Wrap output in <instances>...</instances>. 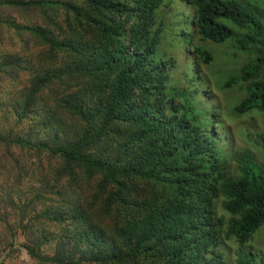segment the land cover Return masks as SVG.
<instances>
[{
  "label": "trees",
  "instance_id": "obj_1",
  "mask_svg": "<svg viewBox=\"0 0 264 264\" xmlns=\"http://www.w3.org/2000/svg\"><path fill=\"white\" fill-rule=\"evenodd\" d=\"M260 1L0 0V89L18 86L23 56L70 62L64 75L34 76L21 93L17 122L0 126V171H16L19 182L30 168L26 157L37 152L55 160L56 181L98 177L94 201L102 213L121 217L113 230L123 250L100 245L97 255L91 247V262L133 264L140 254L151 264H264L245 245L264 225V131L259 153L251 142L236 149L218 128L224 122L209 82L215 75L223 91L238 93L233 117L264 109ZM172 5L189 16L179 29ZM209 43L222 49L213 53ZM73 76L96 81L102 105L88 111L91 118L72 139L33 136L23 122L37 95ZM61 101L85 119L74 98ZM108 134L126 140L116 148L125 160L108 158V145L118 141ZM39 198L18 199L19 205L10 195L0 198V221L11 239L17 228L28 229L27 211L37 210ZM7 209L17 214L13 224ZM45 214L54 224L62 216ZM23 246L40 257L35 246Z\"/></svg>",
  "mask_w": 264,
  "mask_h": 264
},
{
  "label": "rangeland",
  "instance_id": "obj_2",
  "mask_svg": "<svg viewBox=\"0 0 264 264\" xmlns=\"http://www.w3.org/2000/svg\"><path fill=\"white\" fill-rule=\"evenodd\" d=\"M246 1L258 5L257 0ZM170 10L172 16L177 19L174 27L179 29V24H184V20L189 18V16L186 17L187 10L176 5H172ZM232 29L238 31L237 26H232ZM205 48L213 53L222 49L220 45L212 43L205 45ZM217 58L220 60V56ZM23 59L25 72L21 74V81H19L18 86L16 88L8 87L10 95H7L9 93L4 89H0L1 127L12 126L15 121L17 122V117L13 113L18 112L16 114L19 115L23 111L21 106L26 99L23 98L20 101L21 93L27 91L34 76H42L46 71L51 75H64L68 71L70 63L64 62L67 58L57 63H50L44 57L40 58L36 55L23 56ZM203 69L205 68L203 67ZM210 80V92L213 93L212 99L215 100L216 112L221 113L218 118L222 123L224 122L223 127H218L220 131L226 133L229 137L227 139L236 149L249 148L251 142L254 144L252 150L259 153L261 148L256 141L264 131V109H252L239 117L231 116L229 111L236 104L238 93L234 90L223 91L219 87V79L215 75L210 74ZM62 81L60 84L57 82L46 85L34 101L33 112L25 117L30 120L23 122L25 127L32 130L33 136L38 135L44 141L53 137L60 141L78 136L82 132L84 121L91 118L88 111L102 105V96L98 84L93 79L90 81L79 76H73L72 79L65 78ZM67 96L76 100L81 110L78 112L84 116V120L77 116L75 111L63 106L61 99ZM245 126L249 127L246 129ZM250 129L252 134L248 131ZM247 131L250 132V135ZM245 133L250 139L246 138ZM107 136L111 138L110 134ZM112 140L118 141L108 145V149H110L108 158L116 159L118 156H122L125 160L124 153L116 150V148H118L117 144L124 145L126 140L124 138ZM93 151L94 148L91 149V152ZM31 154L30 159L29 154L26 157L30 164L28 173L26 176L22 175L19 182L15 181L16 171L9 173L4 170L0 171L1 200H4L6 195H10L16 198V204L19 205V202H28L36 194L40 195L38 201L33 203L37 210L31 212L28 209L27 211L24 223L28 225V229L17 228L11 239L5 230L4 221H0V264H71L72 262H76V264H99L98 262L93 263L89 259L92 258L89 254L91 247H95L94 252L97 255L102 253L99 249L100 245L106 250L113 247L115 251L122 252L123 246L113 230L115 224H120L118 221L121 217L116 216L114 212L102 213L103 211L99 210L100 200L96 203L94 201L98 177L94 180L85 177L83 180L76 178L68 181L67 178H62L60 181H56L55 160H49L43 153ZM75 174L78 177L80 171L75 172ZM7 211L11 213L7 217V221L14 223L17 220L16 212L12 209H7ZM45 211H47L45 215L50 217H53V212L57 211L58 216L62 215L60 222L49 223L46 217L42 215ZM38 215L36 221L35 218ZM42 240L43 243H41ZM10 241L14 242L13 248L8 247ZM37 242L40 243L39 247L36 246ZM23 244L35 246L40 257L37 259L31 257ZM245 245L248 250L251 248L252 252L260 258H264V225L253 234V237ZM47 258L51 260L49 261ZM133 264H151V262L145 261L143 256L138 254Z\"/></svg>",
  "mask_w": 264,
  "mask_h": 264
}]
</instances>
